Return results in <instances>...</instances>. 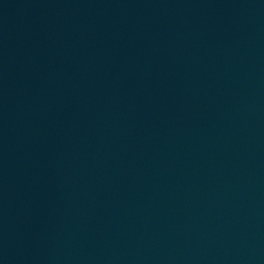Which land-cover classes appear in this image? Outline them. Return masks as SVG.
<instances>
[{"label":"water","instance_id":"95a60500","mask_svg":"<svg viewBox=\"0 0 264 264\" xmlns=\"http://www.w3.org/2000/svg\"><path fill=\"white\" fill-rule=\"evenodd\" d=\"M141 264H264V0H137Z\"/></svg>","mask_w":264,"mask_h":264}]
</instances>
